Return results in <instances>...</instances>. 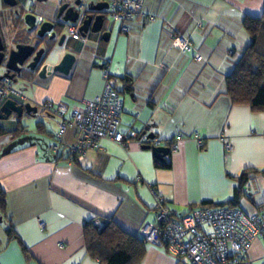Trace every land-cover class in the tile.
<instances>
[{"label":"crops","instance_id":"0c3cea01","mask_svg":"<svg viewBox=\"0 0 264 264\" xmlns=\"http://www.w3.org/2000/svg\"><path fill=\"white\" fill-rule=\"evenodd\" d=\"M16 1L8 6L0 0V35L8 44L25 42L34 34L26 30L22 15L31 10L42 20L55 19L65 0ZM97 1L102 0L81 3L86 9ZM263 8L264 0H143L127 34L119 32L118 22L109 20L105 9L99 32L88 31L81 40L65 39L61 46L57 39L51 41L44 63L57 64L65 52L74 54V63L66 74L51 71L41 77L36 71H22L13 80L14 88L26 96L22 102H59L68 114L101 91L108 67L119 77L118 130L147 131L159 145L176 143L177 149L166 155L168 166H156L150 148L132 140L120 146L102 139L98 149L77 160L68 149L74 140L72 127L63 136L66 147L58 153L50 149L58 130L55 117L35 116V122L23 124L24 130L14 116L1 120L5 207L0 210V264H103L85 247L86 222L111 218L135 235L155 219L151 189L183 213L203 201L227 203L243 169H264V111L233 104L224 90V78L250 42L243 18L259 17ZM148 16L154 19L148 21ZM166 25L190 39V52L182 54L170 46L162 33ZM104 31L109 32L107 40ZM195 52L206 61L196 62ZM225 143L231 144L230 151H225ZM243 186L249 193L241 192L235 206L253 213L264 202V174L249 177ZM144 246L137 264H189L163 248ZM247 256L263 262L264 239H253Z\"/></svg>","mask_w":264,"mask_h":264},{"label":"built area","instance_id":"2783aa9c","mask_svg":"<svg viewBox=\"0 0 264 264\" xmlns=\"http://www.w3.org/2000/svg\"><path fill=\"white\" fill-rule=\"evenodd\" d=\"M106 13L119 24V32L131 31V23L141 14L143 0H107ZM80 11L76 22L64 23L66 39L81 40L79 25L84 16L85 7L78 6ZM39 21L42 17L37 16ZM154 16H148L151 21ZM162 33L169 39L170 46L182 54L192 49L187 36L176 33L170 25L162 28ZM196 62L206 59L195 52ZM119 77L111 74L108 67L103 72L101 91L90 99H85L81 107H72L66 114V107L59 102L46 100L36 106L35 116L51 115L57 119L58 130L50 149L58 153L66 147L63 139L68 127L74 130V140L68 149L74 158L81 160L88 150L99 148L102 139H108L120 146H126L131 140L144 146L159 145V141L150 137L147 131L130 129L118 130L122 99L117 90ZM17 97L21 102L25 94L14 88L7 77L0 78V104L8 95ZM179 135L176 136L178 138ZM197 138V137H196ZM201 145L202 140L197 139ZM171 151L177 149L173 143ZM225 151L231 150V144L225 143ZM155 219L140 226L136 237L165 251L184 257L189 264H264L248 258L247 249L253 239H264V202L257 211L247 213L238 206L219 204L214 206H194L183 213L171 209L166 201L155 194ZM242 194H248L249 188L242 186Z\"/></svg>","mask_w":264,"mask_h":264},{"label":"trees","instance_id":"16d2710c","mask_svg":"<svg viewBox=\"0 0 264 264\" xmlns=\"http://www.w3.org/2000/svg\"><path fill=\"white\" fill-rule=\"evenodd\" d=\"M243 27L250 36V42L242 51L231 72L224 78V90L233 104L248 105L254 112L264 111V8L259 17H244ZM24 130L25 126L20 125ZM39 128V122H36ZM4 130L0 128L2 133ZM156 166L168 163L155 159ZM262 173L264 169L245 168L236 176L239 187L228 205L237 204L241 188L249 177ZM203 201L198 206H214ZM5 207V192L0 187V210ZM194 207V206H193ZM14 237L13 230H7ZM84 242L88 253L103 264H137L145 254L142 240L121 230L111 218L101 217L84 225Z\"/></svg>","mask_w":264,"mask_h":264},{"label":"water","instance_id":"95a60500","mask_svg":"<svg viewBox=\"0 0 264 264\" xmlns=\"http://www.w3.org/2000/svg\"><path fill=\"white\" fill-rule=\"evenodd\" d=\"M1 1L8 6H15L17 4L16 0ZM81 4V0L63 1L58 7L55 19L52 20L39 21L37 19V14L33 12H27L22 15L21 18L26 25V30L34 31L36 37H38L35 46L27 42L8 44L3 41L0 35V68L3 70L0 74V78L7 77L11 80H15L21 75L23 68L32 71L35 70L37 75L41 77L47 75L51 71H59L64 74L68 73L75 60V56L71 52H65L60 61L55 65L51 66L44 62L40 64V66L38 65L47 49L45 45L48 44V42L57 39L56 43L58 46L64 44L66 41V35L63 30L64 23L77 21L80 15L78 6ZM107 6L108 3L105 0L89 2L86 5L84 18H82L79 25V31L82 37H84L88 31L99 32L101 30L105 20L103 10H105ZM15 12H17V10ZM93 12L100 13L93 15ZM102 36L104 40H107L109 32H102ZM28 60L30 61L26 63ZM36 109V106L31 105L29 102L19 103L15 99L9 97L0 104V120H7L13 114L16 115V117H21L23 114L35 116ZM149 136L152 137V134L149 133ZM144 147L150 148L155 158L160 162H164L166 155L170 151V148L164 145H146Z\"/></svg>","mask_w":264,"mask_h":264},{"label":"flooded vegetation","instance_id":"af4514ba","mask_svg":"<svg viewBox=\"0 0 264 264\" xmlns=\"http://www.w3.org/2000/svg\"><path fill=\"white\" fill-rule=\"evenodd\" d=\"M29 12H32L31 10H29ZM80 32V31H79ZM37 40H38V37H36V35H35V32H34V34H33V36L32 37H29L28 38V40H26L25 41V43L27 42V43H31V44H33L34 46H35V43L37 42ZM49 43L50 42H48V44H46L45 45V48H47L46 49V51L44 52V54H43V56H42V59H41V62L39 63V65L38 66H40V64H42L43 63V58H44V56H45V54L48 52V48H50V46H49ZM39 46V45H38ZM38 46H37V48H38ZM30 60H28V61H26V63L27 62H29ZM37 70H38V68H37ZM22 71H26V72H35V70L34 71H32V70H29V69H26V68H23L22 69ZM1 74V73H0ZM11 80V79H10ZM12 81V84H13V80H11ZM5 100V99H4ZM3 100V101H4ZM20 103V102H19ZM14 115H12L11 117H13Z\"/></svg>","mask_w":264,"mask_h":264},{"label":"rangeland","instance_id":"374dc122","mask_svg":"<svg viewBox=\"0 0 264 264\" xmlns=\"http://www.w3.org/2000/svg\"><path fill=\"white\" fill-rule=\"evenodd\" d=\"M109 20H110V18H109ZM3 72V70L0 68V73H2ZM17 102H20L19 100H17V99H15ZM20 103H24V102H20ZM14 115V114H13ZM25 118H27L26 120H25ZM13 119H15V121H17V122H20V124L21 125H23V124H28V123H30V121H31V123L32 122H35V116L34 117H30L29 115H27V114H23L21 117H16V115H14V117H13ZM28 120V121H27ZM1 121V120H0Z\"/></svg>","mask_w":264,"mask_h":264}]
</instances>
